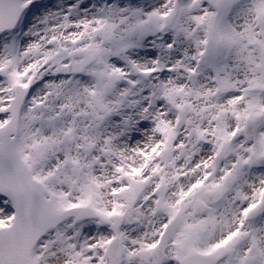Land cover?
<instances>
[{"label":"snow or ice","instance_id":"obj_1","mask_svg":"<svg viewBox=\"0 0 264 264\" xmlns=\"http://www.w3.org/2000/svg\"><path fill=\"white\" fill-rule=\"evenodd\" d=\"M0 264H264V0H0Z\"/></svg>","mask_w":264,"mask_h":264}]
</instances>
